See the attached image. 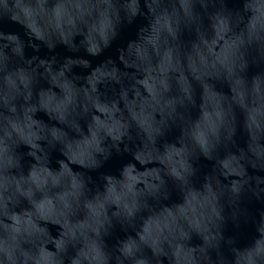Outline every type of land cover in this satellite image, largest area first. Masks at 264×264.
I'll return each mask as SVG.
<instances>
[{
	"label": "clouds",
	"instance_id": "obj_1",
	"mask_svg": "<svg viewBox=\"0 0 264 264\" xmlns=\"http://www.w3.org/2000/svg\"><path fill=\"white\" fill-rule=\"evenodd\" d=\"M0 264H264V0H0Z\"/></svg>",
	"mask_w": 264,
	"mask_h": 264
}]
</instances>
